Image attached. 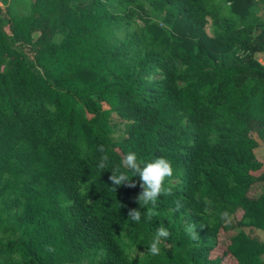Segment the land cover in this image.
Segmentation results:
<instances>
[{"label":"trees","instance_id":"1","mask_svg":"<svg viewBox=\"0 0 264 264\" xmlns=\"http://www.w3.org/2000/svg\"><path fill=\"white\" fill-rule=\"evenodd\" d=\"M12 1L0 264H264V0H29L25 15ZM129 152L172 162L151 219L139 176L111 188ZM158 227L170 235L152 255Z\"/></svg>","mask_w":264,"mask_h":264},{"label":"clouds","instance_id":"2","mask_svg":"<svg viewBox=\"0 0 264 264\" xmlns=\"http://www.w3.org/2000/svg\"><path fill=\"white\" fill-rule=\"evenodd\" d=\"M99 151L105 152L104 146L99 147ZM109 157L105 154L101 157L97 167L100 170H104L107 167ZM172 162L165 157H158L151 162H142L138 159L135 152H129L122 158V165L116 167L111 173L109 180L112 184V190L117 191V186H127L135 188L136 183L132 180V177H140V187L142 191L137 196V202L140 207L146 209V215L149 219L156 215L155 205L157 199L161 195H170L171 189L165 187V181L173 176ZM129 173L133 175L130 177ZM179 207V202H177ZM141 211L139 209H130L128 212V218L134 222H139L141 219ZM187 230L195 237V226L188 225ZM170 233L165 227H158L153 236L150 246L147 252L152 255H159L161 252V244L163 240L169 237Z\"/></svg>","mask_w":264,"mask_h":264},{"label":"rangeland","instance_id":"3","mask_svg":"<svg viewBox=\"0 0 264 264\" xmlns=\"http://www.w3.org/2000/svg\"><path fill=\"white\" fill-rule=\"evenodd\" d=\"M141 1L144 2L145 4L147 3L145 0H141ZM11 8L14 14H18V15L28 14L30 11L29 0H13L11 4ZM255 11L261 14V9L259 7H257ZM3 18H4V14H0V19L3 20ZM4 28L5 30H7V26H5ZM257 58L262 64H264V55H259ZM256 154L260 158L261 163H262V167L258 171V174H260L261 172L264 171V147L262 145H260V147L256 150ZM263 189L264 187L262 186V184L254 186V190H256V193L262 192ZM259 236L261 237V239H264L263 232H259ZM141 254L142 252H139V251L134 252V255H137V256H141Z\"/></svg>","mask_w":264,"mask_h":264}]
</instances>
